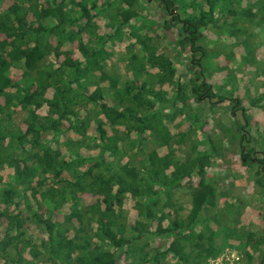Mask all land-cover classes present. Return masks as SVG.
I'll use <instances>...</instances> for the list:
<instances>
[{
  "label": "trees",
  "instance_id": "1",
  "mask_svg": "<svg viewBox=\"0 0 264 264\" xmlns=\"http://www.w3.org/2000/svg\"><path fill=\"white\" fill-rule=\"evenodd\" d=\"M141 1L11 0L4 6L0 0V264H169V257L204 264L223 249L219 231L227 241H242L247 264H264V231L256 238L239 223L216 220L217 229L207 223L220 195L210 168L216 160L228 163L226 150L248 165L264 197V158L251 157L256 148L264 153V129L244 150L248 109L235 87L214 91L202 44L207 28L226 30L243 37L246 62L239 65L256 62L248 30L264 32V0H158L167 13L176 2L190 8L178 39L191 60L198 56L190 87L150 32L141 31ZM101 15L113 33L99 32ZM126 25L132 40L124 58L128 77L121 81L107 44ZM68 43L77 44L79 57L63 49ZM14 67L21 69L17 80ZM259 75L264 79V63ZM191 100L198 111L212 112L227 102L230 115L240 110L245 122L223 125L222 138L192 141L189 132L172 133L168 120L188 116ZM251 105L264 110V89ZM69 132L77 139H63ZM5 166L13 170L9 179ZM182 189L190 198L186 210ZM128 196L137 211L133 221L125 213ZM157 237L167 241L153 245Z\"/></svg>",
  "mask_w": 264,
  "mask_h": 264
},
{
  "label": "rangeland",
  "instance_id": "2",
  "mask_svg": "<svg viewBox=\"0 0 264 264\" xmlns=\"http://www.w3.org/2000/svg\"><path fill=\"white\" fill-rule=\"evenodd\" d=\"M106 1L108 0H97V3L102 5ZM10 2L11 0H4L3 5L7 6ZM176 3L178 9L175 6L171 13H167L162 9V4L158 0H142V10L140 12L143 16L145 15V20H143L145 27H142L141 31L150 32L158 45L159 51L164 52L172 59L177 70V78L190 87L189 81L193 77V72L197 69V67H193V61L198 56L194 54V60H191L192 53L178 43L182 18L186 15L185 12L190 11V8L182 7L180 2ZM186 3L187 0L185 1ZM107 18L104 15L98 17L100 33H113L115 31V27L112 26ZM137 23V20L133 19L131 21L132 25H138ZM164 23H168L169 26H164ZM248 34L255 49L257 61L251 64L245 63L244 66L239 65L242 62H246L243 58L246 55V51L241 42L243 40L242 36L231 35L226 30L216 32L214 29L207 28L204 31L205 37L202 44L207 49V66L204 65L205 73L207 76L211 74L208 81L212 83L214 91L222 92L220 85H224L227 89L235 87V94L242 97L243 104L248 109L247 113L250 115L251 123L250 125H245L242 133L247 135L245 139L249 141L253 137L260 138L264 129V110L251 105V101L262 93L264 89V79L259 75L264 63V32L260 28H249ZM131 40V28L126 25L123 33L110 40L107 44L113 53L111 58L112 68L121 77V81L128 77L124 58L127 57V45L131 43ZM63 49L72 51L74 57L80 56L76 43H68ZM230 58H232L231 61L228 60ZM20 74L21 69L19 67L12 69L11 75L14 80H17ZM104 85L107 86L108 83L105 82ZM173 92L174 90L169 88V96ZM47 95L51 96V90L48 91ZM214 100L216 98L211 101ZM226 104L228 103L217 104L218 106L216 105L213 112L204 107L198 111L199 105L197 106V103L191 100L185 108L188 116L177 114L173 119L168 120V124L172 133L189 132L192 141L203 140L205 135L222 138L224 134L223 125L231 124L234 119L242 123L245 122L240 110L236 111V115L232 117L229 109L225 108ZM178 107L180 108L181 106ZM45 111V105L39 109L41 114H44ZM22 117L23 113L18 112L15 115L16 122L20 123ZM200 122H203V130L198 129ZM68 135L73 137L74 140L77 139V136L71 132L65 133L63 139ZM191 140L188 141L187 147L184 149H188L191 146ZM248 141L244 150L253 146L252 141ZM206 146V144L201 143V148ZM159 150L161 153L166 151L165 148ZM181 153H185V150H181ZM225 155L227 156V164L224 163L225 161L216 160L210 168V175L213 176L220 195L217 205L209 210L212 218L207 223L215 229L218 228L216 220L220 221L221 224L235 225L239 223L241 226L253 231L257 238L264 231V197H262V190L251 180L248 165L242 163L239 155L232 156L230 150H226ZM251 157L255 159L264 158V153L259 148H256L251 152ZM12 172L13 170L9 166H5L2 170L5 179H9ZM84 197L88 202L94 201L93 196L85 194ZM189 200V194L182 189L179 202L185 206V210L189 206ZM124 207L128 220L133 221L137 216V211L134 208V200L130 196L126 198ZM67 210L68 206L65 205L63 211ZM237 216L238 222L234 219ZM56 217L60 218L61 214H56ZM33 231L39 235L40 231L38 228L33 227ZM226 239V234L219 231L216 240L223 246V249L218 255L209 257L204 264H247L246 256L240 249L242 241L236 238L228 241ZM166 241V239L161 237L152 239L153 245L165 244ZM168 260L169 264H179L174 257H169ZM121 264H124L123 259Z\"/></svg>",
  "mask_w": 264,
  "mask_h": 264
}]
</instances>
